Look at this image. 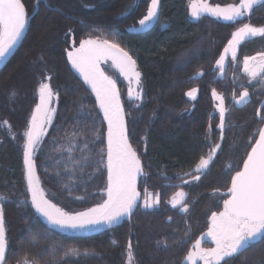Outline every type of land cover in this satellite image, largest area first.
Masks as SVG:
<instances>
[{
	"label": "trees",
	"instance_id": "16d2710c",
	"mask_svg": "<svg viewBox=\"0 0 264 264\" xmlns=\"http://www.w3.org/2000/svg\"><path fill=\"white\" fill-rule=\"evenodd\" d=\"M192 2L158 0L157 20L144 31L130 32L128 29L135 27L146 7L144 1L139 0L135 10L123 17L121 12L129 0H22L27 15L34 13L18 50L0 70V92L6 90L16 67H26L34 58L41 57L57 99L42 148L32 161L35 177L55 195L52 203L82 207L67 197L64 186L68 176L59 177L48 168L49 163L52 169L65 171L77 155L80 159L86 150H91L90 145H102L105 123L96 99L66 58L70 47L97 38L118 44L132 57L135 70L140 73V101L130 110L128 102H124L126 117L129 114L128 137L146 176V187L157 195L159 202L150 210L135 207L111 226L104 223L100 230L83 235L50 225L27 203L28 186L20 145L0 127V196L4 197L1 210L8 243L6 264H124L129 246L135 264H185L182 257L205 229L206 209L215 200L211 192L229 189L232 176L225 173L224 178L221 160H215L194 182L189 178L193 168L213 145L220 143L218 158L225 154L223 143L229 145L233 139V144L239 140L243 145L249 129L255 131L251 147L264 125L256 119L264 88L255 90L256 85L248 84L240 67L242 58L264 53V36L242 41L235 60L227 61L222 78L217 77L218 71L214 69L230 34L244 23L264 24V5L254 6L247 16L225 20L207 11L194 17ZM195 2L223 8L239 4L240 0ZM36 74L30 70L27 75L25 97L18 103L20 116L26 115L36 102ZM191 89H196L195 99L187 97ZM242 89L249 93V101L239 108L230 107L232 93ZM211 90L222 94L228 106L222 127L221 122L217 126L212 114ZM5 101L0 94V117L7 115L3 112ZM8 119L13 120L10 124L19 122L14 115ZM85 143L87 149L82 152ZM241 165L235 173L241 170ZM178 189L185 191L186 212L170 205ZM24 199L25 204H21ZM66 250L85 255L67 257ZM225 259L227 264H264V237L249 242L238 254Z\"/></svg>",
	"mask_w": 264,
	"mask_h": 264
},
{
	"label": "snow or ice",
	"instance_id": "6c2138e0",
	"mask_svg": "<svg viewBox=\"0 0 264 264\" xmlns=\"http://www.w3.org/2000/svg\"><path fill=\"white\" fill-rule=\"evenodd\" d=\"M158 0H151L147 15L139 21L144 25L151 20L157 11ZM264 5V0H240L239 4H229L226 7H210L207 4H198L193 0L190 4L192 15L198 17L202 11H207L214 16L225 20H235L244 14L250 13L254 6ZM27 22V13L22 0H0V60L7 57L10 51L20 40ZM264 36V28H256L250 24L232 33V39L228 41L225 53L239 44L248 36ZM72 62L84 78L86 84L90 85L96 94L97 102L104 113V118L108 124L107 132V167H108V199L95 208L86 211L69 213L44 199L42 191L38 187V180L35 177V165L32 161V150L40 139L41 125L45 117L51 120L46 105L53 96L49 84L40 85V100L33 113L30 125L25 132L26 142L24 144V163L26 168V178L28 191L31 193L32 205L36 211L46 218L50 225L60 228L84 229L105 223L111 226L122 216L132 212L136 206L138 193L136 191V177L143 174L136 152L127 142L124 125L123 110L119 103V91L115 81L100 70L98 62L101 59H111L113 64L119 69L120 74L137 84L140 81V73L135 70L136 63L132 57L119 47L115 42L108 40L87 39L80 42L78 49L68 53ZM236 58L233 52V59ZM256 57H246L243 61L244 71L253 79L264 74V53L260 54V61L255 66H250V61ZM222 55L217 64H222ZM258 69V70H257ZM195 89L187 93L193 96ZM129 95H133V90H129ZM213 96L220 99L215 91ZM248 92H242L237 103L244 101ZM221 118L223 120L226 111L221 105ZM259 115V113H258ZM6 123V122H5ZM222 127V125H221ZM259 138L252 146L244 161L243 169L237 171L231 178V187L228 189V199L223 201V211L212 212L209 218V227L205 235L211 238L215 245L213 248H201V241L197 240L194 251H189L186 260L195 264L198 259L204 264H227L225 258L232 257L244 249L250 241H255L264 237V128L258 130ZM220 145H216L219 148ZM216 148L212 149L214 153ZM87 149L85 143L81 151ZM71 152V148H69ZM82 160H87V156H82ZM209 158H201L196 167V171L206 169L209 165ZM78 163V162H77ZM187 175V174H186ZM198 179V177H195ZM187 183V181H185ZM184 192L175 193L171 203L173 207L181 204ZM0 196V199H3ZM151 197H146L144 207L151 208L154 203ZM183 211H187L184 205ZM7 239L5 235L2 211H0V264H4L7 259ZM67 255H77L75 250H69ZM129 264L132 260L131 246H129ZM27 264V262H25Z\"/></svg>",
	"mask_w": 264,
	"mask_h": 264
},
{
	"label": "rangeland",
	"instance_id": "374dc122",
	"mask_svg": "<svg viewBox=\"0 0 264 264\" xmlns=\"http://www.w3.org/2000/svg\"><path fill=\"white\" fill-rule=\"evenodd\" d=\"M141 1H144L146 7L142 11V13L140 14L139 20L137 21L135 27H130L128 29V31H130V32L144 31L145 29H147L150 25H152L157 20L156 15H155L151 20L146 21V23L144 25H140L139 21L147 15L148 7L151 4V0H141ZM136 4L137 3H135V0L134 1L130 0L129 3L125 5L123 11L121 12L123 17L125 15H127L129 12L134 11ZM156 14H157V12H156ZM248 14L249 13L246 12L244 15L247 16ZM64 18L69 19L67 15H65ZM237 19H239V17ZM244 24H247V23H244ZM243 25H241L239 28L243 27ZM251 26L256 27V28H264V24H259V25L255 24V25H251ZM239 28H237L235 31H237ZM258 35H256V36H258ZM251 37H254V36H248L244 40H246L247 38H251ZM231 39H232V34H230L229 40H231ZM244 40H241L239 42V44ZM239 44H237L233 48H231L228 53H225V51H224L225 48L228 47V43L222 49L219 57L217 58V60L214 63V69H216V72L218 71V73L216 74L217 77H219V78L223 77L224 72L226 70L227 61L235 60V59H233V52H235V54L237 53V48H238ZM73 48L78 49L79 47H72L69 49L70 50L69 52H71V49H73ZM73 50H75V49H73ZM222 55L224 56V60H223L222 64H217V61L220 60ZM252 57H256V59L250 61V66H255L260 61V54L253 55ZM245 58L246 57L242 58V61L240 62V67H241L243 75L246 78V82L248 84H251V85H256L255 90H257L259 87L264 88V74H260L255 79H253L247 72L244 71L243 61ZM67 59L70 63V66L74 70V72L76 71L75 73L76 74L79 73L78 75L80 76L81 73L78 70H75L76 68L73 67L72 62L69 60L68 54H67ZM98 65H99L100 70L103 71L105 75L111 77L115 81L116 88L119 91V103H120V106L123 110V118H124V125H125V131H126V136H127V142L131 146V143L129 142L128 126H127V119H128L129 114L127 113L128 116L126 117L124 102L125 101L128 102V110H130V109L135 107L134 104L137 103V100H138V102L140 101V98H141L140 81H139V84H137L135 82V80H133L130 83L127 78H125L123 75L120 74L119 69L113 64L111 59H101L98 62ZM15 69H16L15 70L16 74L13 73L12 78H10L9 83L7 84L6 90L0 92V94L4 95V98L6 100L5 104L3 105V107H4L3 112H5V114H7V115H5L6 117L5 116L0 117V127L3 128L7 137H9L11 140L17 141L19 143L23 159H24V144L26 142L25 132L27 131V129L30 125L33 113L35 112L37 105H39L41 103L40 91H39L40 85L42 83L49 84L51 89H52V92H53V96L51 97V100L45 106L49 115L51 116V120L49 121L48 118L45 117L44 122L41 125L42 131L40 132V139L37 142L36 146H34V148L32 150V158H33L38 153L39 149L42 148V141H43L45 135L47 134L48 129H49L50 124H51V121L54 117L55 109H56V99H57L56 92H55L53 85L50 81V76L48 74V71L45 68L44 63H43L40 56H37L31 62L26 64V67L25 66L20 67V68L16 67ZM30 70L35 71L37 73L36 74L37 85H36V92H35L36 104L30 109V111H27L26 115L23 114L20 116V108H19L20 106H18V103L25 97L24 91H23L24 90V84H25L27 75L30 72ZM80 77L83 78L82 75ZM87 86L96 99V94H95V92L92 91L91 86L88 84H87ZM130 89L133 90L132 96L129 95ZM192 90L193 89H191L190 91H192ZM213 91H215V93L217 94L218 97H220V99L213 96ZM245 91L246 90L242 89L241 91L237 92L238 94L232 93L229 106L234 107V108H239V107L243 106L244 104H246L249 101V93H248L247 98L244 101L237 103V100L240 99V94L242 92H245ZM195 96H196V91H195L193 96L187 95V97L191 98V99H195ZM210 97H211V101L213 103L212 114L216 117L217 126H218L219 122L222 121L221 111H220L221 105L223 106V108L226 111L228 110V106L225 104L223 95L220 94L218 91L211 90L210 91ZM96 102H97V99H96ZM97 108L99 110V114L101 115V117L103 119V122L105 123L104 136H102V145L101 146L90 145L92 147L91 150L90 151L86 150V153L84 155L82 154L81 156H79L80 159H78V155H77L75 160L71 163V166H69L67 169H65L66 172L64 171V169L63 170L62 169L58 170V168H56L55 170L52 169V167H50V163L48 165V168L49 169L51 168V170H53V172H55L59 177H61V176L63 177L64 175L68 176L66 181H65L66 183L64 186V190L67 193V197L70 198V200L73 203H75L77 205H82V207L78 206V207L74 208L71 205L70 206H68L67 204H64V205L59 204L58 205L57 203H54L57 207L63 209L65 212L76 213V212L86 211L87 209L95 208L98 205L103 204L108 199V193H107V189H108V167H107L108 124L104 118V113H103L102 109L100 108L98 102H97ZM262 108H263V110H261ZM226 111L224 112L223 118H225V115L227 113ZM258 113H259V115H258ZM9 115L10 116H12V115L16 116L17 119H19V122H17L16 124H10L13 120L11 121L8 119L10 117ZM256 119L260 122H264V98L260 101V104L256 108ZM220 125H222V122ZM254 133H255V131L253 132V130H251V131H250V129L248 130V135L246 136L245 141H243V143H244L243 145L239 144V143H242V141L239 142V140L236 142V144H233L232 143L233 139H231V142L229 145H228V142L223 143L222 147L226 151H225L224 156L220 155L219 158L217 156L218 155L217 152H218L219 148H216V145H220V143L213 145V146H211L210 151L207 153V156L204 158H209V156L211 155L209 165H210V163L212 165L215 162V160H217V161L221 160L220 172H221L222 176H224V178H225L226 175L228 176V173H230V175L234 176L236 174L235 171L238 169L237 168L238 165L240 167L241 163L245 159V155L248 152V149L252 143L251 141L253 140V138L251 136H253ZM243 147H244V149L242 150ZM213 148H216V151L214 153L212 152ZM46 156H47V154H46ZM82 156H87V160H82L81 159ZM198 163H199V161L197 162V164L193 168L192 174L189 176L190 179H194V182L197 181V179L195 177H198V179H199L200 176L208 168L207 167L206 169L196 171V167H197ZM141 168H142V166H141ZM210 168H211V166H210ZM142 173L143 174L138 175L136 177V191L139 192V199H138V202L136 203L135 207H136V209L141 208V209L150 210V209L155 208L158 203H154L153 207H151V208H145L144 203H145L146 197H151V199L154 202L157 200L158 197H157V195H153L152 193H150L149 189L146 187V176H145L144 172H142ZM225 173H226V175H225ZM232 176H231V178H232ZM36 179L38 180V187L42 191L44 199H46L50 203H52L53 200L55 199V195L53 194V192H51V191L47 190L45 187H43L38 178H36ZM181 191L185 193L184 190H180V189L176 190L175 193L181 192ZM175 193L173 194V197H174ZM211 194L212 195L214 194L215 200H214L212 206H209L206 209V214H205L206 226H205V229L201 233V235L192 243V245L190 247H188L187 251L185 252V255L182 257L183 262L185 264H192L191 261L186 260V257L188 255L189 251H194L193 246L195 245L197 240L201 241V245H200L201 248L207 249V248L215 247V245L212 243L211 238L208 236L206 238H204V235L208 231L209 222H210L209 218H210L212 212L223 211V201L225 199H228V189L225 191L216 190L215 192H211ZM173 197L169 201L171 207H173V204L171 203ZM1 200L2 199H0V211H2L1 210ZM26 201H27V203L29 202L30 204H32L29 191H28V199ZM26 201L24 199L20 203L25 204ZM184 205H186V194L183 197L181 204H178L175 207L181 209L182 212H186V211L182 210ZM129 214H127L126 217ZM167 220L170 221V219H167ZM98 230H100V229L99 228L96 229V231H98ZM250 242H252V241H250ZM68 252H69V250H66L64 256L66 255L67 257L78 258V257L85 255L84 253L77 252V251H76V253H78L77 255H67L66 253H68ZM128 253H129V249L126 253L124 264H129ZM4 264H6V262H4ZM20 264H25V263L22 262ZM27 264H30V263H27ZM131 264H135L133 257L131 260ZM195 264H204V262L197 258V260L195 261Z\"/></svg>",
	"mask_w": 264,
	"mask_h": 264
},
{
	"label": "water",
	"instance_id": "95a60500",
	"mask_svg": "<svg viewBox=\"0 0 264 264\" xmlns=\"http://www.w3.org/2000/svg\"><path fill=\"white\" fill-rule=\"evenodd\" d=\"M27 13V12H26ZM34 12H32L30 15H27V22H26V25H25V28L23 30V33H22V36L20 38V40L17 42V44L14 46V48L10 51V53L7 55V57L3 60H0V68L8 61L9 58L12 57V55L14 54L15 50L19 47V45L21 44L22 40L24 39L25 37V34H26V31H27V26H28V23H29V20L30 18L32 17ZM264 128V126L262 127ZM255 145V144H254ZM30 193V192H29ZM139 194V192H137ZM30 198H31V193H30ZM138 199H139V195L137 197V201L136 203L138 202ZM31 201H32V198H31ZM103 223H100V224H97L95 226H92V227H88V228H84V229H71V228H60L58 226L59 229L61 230H64V231H67V232H70V233H73L75 235H83V234H86L88 231L94 229V228H97L99 226H101ZM207 235H204V238H206ZM203 238V239H204Z\"/></svg>",
	"mask_w": 264,
	"mask_h": 264
},
{
	"label": "bare ground",
	"instance_id": "6f19581e",
	"mask_svg": "<svg viewBox=\"0 0 264 264\" xmlns=\"http://www.w3.org/2000/svg\"><path fill=\"white\" fill-rule=\"evenodd\" d=\"M129 1H130V0H129ZM133 1H134V0H133ZM138 1H139V0H135V3H137ZM19 46H20V45H19ZM79 46H80V42H79L77 45L72 46V47H79ZM72 47H70V48H72ZM18 48H19V47H18ZM18 48L15 50V52L18 50ZM70 48H69V49H70ZM73 49H76V48H73ZM73 49H71V52L74 51ZM69 51H70V50H68V52L66 53V58H67V54L69 53ZM15 52H14V53H15ZM13 55H14V54H13ZM9 60H10V58L8 59V61H9ZM8 61H7V62H8ZM67 61H68V59H67ZM7 62H6V63H7ZM6 63H5L1 68H3V67L6 65ZM68 64L70 65L69 61H68ZM70 67H71V66H70ZM1 68H0V70H1ZM71 68H72V67H71ZM72 70H73V69H72ZM75 70H77V69H75ZM73 71H74V70H73ZM75 72H76V71H75ZM77 73H78V72H77ZM78 74H79V73H78ZM80 76H81V75H80ZM81 80H82L83 82H85L84 79H83L82 77H81ZM85 84H86V83H85ZM35 92H36V87H35ZM34 95H35V93H34ZM35 104H36V102H35ZM35 104H34V105H35ZM52 120H53V119H52ZM51 122H52V121H51ZM263 126H264V125H263ZM263 126H262V127H263ZM262 127H261V128H262ZM257 133H258V134L256 135V136H257L256 139L259 138V132H257ZM103 136H104V134H103ZM254 144H255V143H254ZM254 144H253L252 146H254ZM252 146L250 147V149H249L248 152L246 153V155H245V157H246L245 160L247 159V155H248V153L251 152V150H252ZM245 160H244V161H245ZM243 164H244V162H243ZM242 169H243V165H242V167H241V170H242ZM25 170H26V168H25ZM241 170H240V171H241ZM26 180H27V178H26ZM27 186H28V184H27ZM230 187H231V185H230ZM57 228H58V227H57Z\"/></svg>",
	"mask_w": 264,
	"mask_h": 264
}]
</instances>
